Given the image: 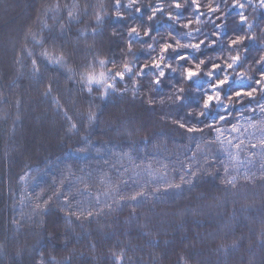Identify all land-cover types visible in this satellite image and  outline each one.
I'll return each mask as SVG.
<instances>
[{"label": "trees", "instance_id": "obj_1", "mask_svg": "<svg viewBox=\"0 0 264 264\" xmlns=\"http://www.w3.org/2000/svg\"><path fill=\"white\" fill-rule=\"evenodd\" d=\"M73 2L79 4L81 11L77 20L69 22L68 9L64 5L71 7ZM101 2L108 14L93 39L92 30L97 28L94 15ZM159 2L164 4L165 13L158 14L149 23L146 21L150 14L148 6L154 7L157 0H142L137 5L142 13L132 10L128 15L129 10L122 9L125 20L114 18L113 0H0V264H35L42 252L46 260L50 256H55L57 261L67 258V264H114L111 253H119L121 249L124 250V264H264V146L260 144L264 139L261 131L264 113L249 111V108H256L259 97L251 104L245 100L236 105L229 122L219 125L224 138L237 137L233 143L243 140V148L237 150L227 143L223 147L218 143L205 147L214 133L205 130L203 135L190 138L191 134L172 123L185 116L189 108L199 107L197 90L207 89L208 78L182 81L180 62L171 52L164 63L176 67L177 72L166 68L156 93L149 91L154 72L151 69L143 77L118 83V88L128 89L124 95L111 93L101 100L99 89L92 95L81 91L79 73L97 54L120 62L124 58L121 47L126 48V29L137 22L150 26L159 43H175L174 37L181 43L205 40L207 45L212 39H218L216 45L202 47L198 52L178 49L181 55L187 52L195 57L183 67L194 68L195 63L205 59L208 66L202 69L206 72L211 62L223 65L229 55L235 54V51H227V41L234 33L245 34L246 25L234 26L239 10L231 7L225 12L227 21L220 18L232 0H219L221 12L211 17L205 15L200 24L196 23L191 7L176 10L169 8L173 0ZM200 2L206 5L208 0ZM55 3L60 4L61 10L47 17L52 30L41 32L38 17H43L45 6ZM168 11L180 15V22L170 21ZM200 11L206 13V8L201 7ZM245 15L256 25L247 34L258 37L255 42L245 41L239 49L249 53L244 62L247 66L253 57L264 54V48L260 47V40L264 39V32H261L264 9L253 11L248 7ZM188 19L193 20L190 28L200 29L198 33L193 32L192 37L180 35L188 31L182 27ZM215 23H227L228 27L217 29ZM113 29L119 30L124 39L109 41L107 38ZM29 30L37 39L45 37V43L37 46L30 37L26 39ZM214 32L220 33L219 38L212 35ZM53 36L69 54L67 68L49 64L39 56L44 47L51 46ZM159 43L155 45L156 52L149 54L133 41L135 58L128 56L127 59L143 64L158 54ZM91 45L94 47H89ZM28 50L33 52L32 56L28 55ZM209 58L218 59L209 61ZM33 59L38 62V74L33 72ZM107 67L111 68L112 64ZM50 83L52 92L45 96L43 93ZM134 83L141 84L135 98ZM249 83L231 81L229 87ZM173 86L186 88L187 107L169 103ZM149 95L156 101L152 106L146 104ZM53 98L59 100L60 108ZM161 99L164 104L159 103ZM90 104L99 113L98 121L91 126L87 121ZM215 111L213 105L209 117L215 115ZM65 112L71 120L66 118ZM209 122L210 119L205 120ZM237 122L240 131L230 134L231 126ZM72 123L77 125L78 131H68ZM194 123L191 120L187 126ZM195 126L204 127L203 124ZM253 144L256 145L254 149ZM198 145L203 151L197 150ZM206 154L215 157L213 167L218 174L201 176L193 185L182 184L179 190H166L168 184L180 183L181 176L188 179L187 166L192 165L191 170L195 171ZM246 174L251 179L245 180ZM21 176L25 179L21 180ZM232 177L236 178L235 186L222 183ZM58 190L63 195L58 199L53 197L46 210L33 211L37 193H44L39 201L43 204ZM154 190L156 195L152 194ZM138 192L148 195L136 201L119 199ZM65 196L71 211L78 214L83 209L85 216L88 211L94 216L80 220L72 216V222L68 223ZM224 198L226 200L213 214L210 204L214 199ZM61 207H64L63 212ZM199 208L209 214L204 216ZM185 209L192 213L185 215ZM101 210L103 214H97ZM230 214L236 220L233 219L229 226L222 222ZM13 220L20 222L19 228ZM53 223L58 225V230L50 236Z\"/></svg>", "mask_w": 264, "mask_h": 264}, {"label": "snow or ice", "instance_id": "obj_2", "mask_svg": "<svg viewBox=\"0 0 264 264\" xmlns=\"http://www.w3.org/2000/svg\"><path fill=\"white\" fill-rule=\"evenodd\" d=\"M142 0H127V3H122V0H113L112 7L115 8V12L113 16L117 20H125V12L122 9L129 10L128 15H131V11L134 10L136 13H142V8L137 7ZM67 11V19L69 22L73 20H77L78 15L80 14V7L78 3L73 2L71 7L68 5H64ZM186 7H191L193 9V15H196V23H203V17L205 15L211 17L217 12H221L219 0H208L206 5H202L200 0H185L184 3L178 2V0H173V3L169 5V8H174L176 10L185 9ZM201 7L206 8V13L201 12ZM227 7H231L234 9H238V19L234 21L235 25H246L244 29L245 34H237L234 33L233 38H229L227 41V51L229 53L235 51L234 55H229L223 65L221 63L211 62V67L208 68L206 72L203 71L202 66L207 67L208 64L205 59H200L199 62L195 63L194 68L183 67L185 62H190L195 59L189 53H184L181 55L177 52L178 49H191L194 52H198L202 47L211 48L213 45H216L218 39H212L207 45L205 40H200L198 43H181L179 39L175 40V43H170L165 41L164 43H159V39L157 36L152 35V29L150 26H146L144 22H137L134 26L127 27V38H126V48L121 47V53L123 54V59L120 62L109 58L107 56H101L99 54L95 55L92 61L88 62L87 66L83 71L79 73V81L78 83L81 85V91L87 92L89 95H92L94 91L99 89V98L104 100L111 93H119L120 95H124L128 92L127 88L120 89L117 87V84L125 81L126 79H133L143 77L147 75L149 69L154 70L153 76L149 81V91L150 93H156L159 86L162 84V78L165 77V69L169 68L173 73L177 72V68L173 67L171 64L164 63L166 59L169 58V53L175 54L174 59L180 62V67L182 68L181 78L182 81L191 82L193 79L201 78L202 76H206L207 80V89L197 90L200 94L198 96L199 107L198 108H189V110L185 113V116L180 117L178 120L172 121V123L177 126L179 129L185 130L187 133L191 134L190 138H194L196 134L203 135L205 130L208 131L209 134L214 133V137L205 142V147H210L214 143H218L223 147L225 143L230 145L231 147L236 148L237 150L243 148L244 142L240 140L238 143H233L234 140H237V137H232V139H226L223 136V131L219 125L221 123L229 122V119L232 115V111L235 110L236 105H241L242 102L246 100L247 103L251 104L256 102L257 97H259L260 102L257 103L256 108H249V111L255 112L259 111L260 113H264V54H260L258 58L253 57V60L245 66V60L248 57V51H240L241 47L244 45L245 41H256L258 37L255 35H248L247 33L252 32L256 27L254 23L249 20V17L245 15V9L248 7H252L253 11L257 8L264 9V0H256V3H253V0H246V2H242V0H232V4L226 6L224 12H221V17L227 21V16L225 12L227 11ZM149 13L146 16L147 22H152L157 15H163L165 13L164 4L160 3L157 0L156 5L153 7L151 5L148 6ZM61 10V6L59 3H55L52 6H45L43 8V17L39 19L41 24V32L47 29L51 32V26L47 23V17L49 13H58ZM84 14H87V9L85 8ZM108 13L105 11L104 4L101 2L98 10L95 12L94 20L96 22L97 28L92 30L93 39L97 32L99 31V26L103 24L104 18ZM168 19L173 23H179L181 20L180 15H173L172 11L167 12ZM55 15H53V19H55ZM219 19V18H218ZM193 23V20L188 19L186 23L182 24L184 29H187L186 32H181L180 35L184 37H192L193 32H199V28H190V25ZM214 26L217 29L227 28L228 24L225 23L223 25L219 23H215ZM60 30L63 32L64 25H60ZM261 32H264V29H261ZM81 35H84V31H81ZM102 35V33H101ZM172 34L169 33V36ZM213 36L219 38L220 33L214 32ZM31 38L32 42L41 46L45 43V37L41 36L40 39L36 38V34L29 30L26 33V39ZM114 38L124 39L121 36V32L117 29H113L111 32V36L107 39L111 41ZM144 38L151 39V43H148ZM133 41L139 43L141 48L148 52L149 54L156 52L155 45L159 43V52L157 55L152 56L149 61L144 62L143 64H134L133 60L127 59L128 56L135 58V52L133 50ZM223 43V41H220ZM50 47H44L42 51L39 53V56L46 60L49 64H55L60 67H68V52L62 46L57 44V38L53 36L50 40ZM146 45V47H144ZM25 50H27V45L24 46ZM89 47H94L91 45ZM260 47L264 48V39L260 40ZM28 55L32 56L33 52L28 50ZM218 59V58H209V61ZM109 64H112V67H107ZM33 72L38 74L40 72V68L38 66V62L36 59L32 60ZM97 68L101 69L97 71ZM237 68L243 69L242 71H236ZM71 71V68H68ZM221 72L223 75L221 76ZM158 73V74H157ZM231 81L243 82L249 81L250 83L245 86L236 87L233 85L229 87ZM252 82H254L255 86H252ZM141 87L140 83L133 84V97L135 98L136 93L139 91ZM174 91L169 94L168 101L173 105H180L183 107H187L185 101L187 99L185 93L186 88L184 87H175L173 86ZM210 90V91H209ZM227 90V91H225ZM52 92L51 83L45 89L43 93L45 96L50 95ZM54 103L57 108H60L59 100L53 98ZM156 101L154 98L149 95L146 100V104L148 106H152ZM160 104H164L165 101L161 99L159 101ZM215 106V115L209 117V111ZM68 120H71V117L67 116V112L64 113ZM99 113L94 110L93 106L90 104L89 109L87 111V121L88 125L91 126L94 122L98 121ZM210 119L211 122L205 123V120ZM194 120L195 123L193 126H187L189 121ZM196 124H203L204 127H196ZM249 127H255L254 124H249ZM68 131H78L77 125L72 123L68 129ZM240 129L237 124H233L231 126L230 134L237 133ZM244 131H247L245 129ZM261 131L264 132V121H262ZM260 144L264 146V139L260 140ZM253 149L256 148V145L253 144L251 146ZM198 151H203L200 146H197ZM124 155H128L124 153ZM233 159L235 157H232ZM216 160L215 157L210 156L209 154L205 155V159L202 164H198L196 166V170L192 171V165H188V173H190V177L185 179V176H181L180 183H170L166 186L167 189H181L182 184L193 185L194 180L201 176H214L215 169L214 164ZM186 173V175L188 174ZM225 173H228V167L225 166ZM21 180H24L25 177L21 176ZM245 180L251 179L247 174L244 176ZM235 177L230 179L223 180L222 183L226 185L235 186ZM63 183V181H61ZM43 192L36 194V204L33 211H43L46 210L50 201L53 197L57 199L59 196L63 195V192L58 190L53 193V196H50L48 200H45L43 204L39 203L40 199L43 196ZM153 195H156V190L153 191ZM148 194L145 192H138L130 197L121 196L120 201L130 200L136 201L138 197H146ZM97 202H99V198H97ZM64 206L68 208V212L65 215V219L68 223H71V217L75 216L76 220H80L82 217L84 219H90L94 216V213L91 211L87 212V215H84V210L80 209L79 213L71 211V205L68 203V197H64ZM110 207V206H109ZM62 212L64 211V207L60 209ZM97 214H103L102 210ZM12 223L20 227V222L17 220H13ZM50 236H54L56 231L58 230V225L51 224L50 225ZM262 235H264V231H262ZM264 243V241H262ZM236 246V242L233 241V247ZM223 247V246H221ZM17 255H20V252H17ZM111 258L114 261V264H124V250L121 249L119 253L112 252ZM183 259V257H181ZM35 264H67V258L61 261H57L55 256H50L47 260L45 259V253H41L39 261L35 262Z\"/></svg>", "mask_w": 264, "mask_h": 264}, {"label": "rangeland", "instance_id": "obj_3", "mask_svg": "<svg viewBox=\"0 0 264 264\" xmlns=\"http://www.w3.org/2000/svg\"><path fill=\"white\" fill-rule=\"evenodd\" d=\"M226 199L224 198L223 200H216L214 199L213 203L210 204L209 207H212V210H213V214H216L217 213V210H218V207L225 201ZM253 205H250V207H252ZM208 207V208H209ZM222 208V207H221ZM207 209V208H205ZM200 212L204 214V216H206V214L208 215V211L204 210L203 208H199ZM184 214L185 215H188L190 213H192V210L190 209H185L184 210ZM205 211V212H204ZM223 217H221L220 219H222ZM235 219L233 216H231V214L222 222V223H225L227 222L228 225L230 226L231 225V222L232 220ZM236 220V219H235Z\"/></svg>", "mask_w": 264, "mask_h": 264}]
</instances>
